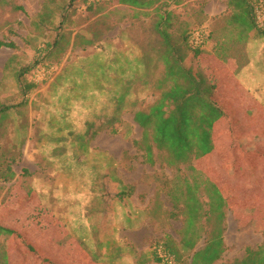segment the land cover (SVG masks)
<instances>
[{"label":"rangeland","instance_id":"1","mask_svg":"<svg viewBox=\"0 0 264 264\" xmlns=\"http://www.w3.org/2000/svg\"><path fill=\"white\" fill-rule=\"evenodd\" d=\"M167 1L145 14L119 0L81 1L70 10L69 0H0V40L15 43L0 46V101L12 107L0 122V165L16 173L0 180V225L15 231L0 236L9 264H164L152 260V251L166 238L182 250L183 216L172 215L177 210L168 192L176 178L193 179L190 166L228 200L226 252L215 264H235L248 248L264 245L263 107L238 102L240 117L221 120L216 149L199 160L173 163L167 151L154 148L148 162L138 144L143 129L135 111L148 110L172 84L157 31L161 15L170 17L164 26L182 64L204 73L213 99L231 86L217 85L229 79L208 74L202 55L245 63L248 38L239 37L229 0ZM250 1L254 10L264 6ZM43 13L50 15L46 23L39 22ZM200 31L204 43L196 53L191 42ZM99 64L110 69L103 89ZM22 68L37 84L26 96L17 80ZM110 88L127 89L121 108ZM84 135L89 142L80 145ZM200 197L208 209L204 187ZM204 245L202 239L198 248ZM191 256L184 253L183 261Z\"/></svg>","mask_w":264,"mask_h":264},{"label":"trees","instance_id":"2","mask_svg":"<svg viewBox=\"0 0 264 264\" xmlns=\"http://www.w3.org/2000/svg\"><path fill=\"white\" fill-rule=\"evenodd\" d=\"M81 1L89 2V0H69V6L65 10H70ZM119 1L125 5L140 8L145 14L146 11L143 9L152 8L161 2L168 5L167 0ZM228 3L234 9L232 21L240 29L239 37L244 39L252 37V35L253 37L264 36V27L258 24L254 5L250 0H229ZM49 18L50 15L43 13L40 15L39 22L46 23ZM161 18L157 23V31L162 36L165 46V52L161 56L166 63L167 79L172 84L170 88L161 93L160 98L148 110L135 111L134 121L143 129L138 144L145 150L148 162H154L153 150L157 148L167 151L173 163H186L193 159H202L214 152L217 147L215 129L225 112L219 103L211 97L213 87L206 83L204 73L196 72L192 66L187 68L182 64L183 57L179 58L177 47L172 41V35L165 28L170 24V17L161 15ZM208 37H206L207 40ZM56 44L57 42H55ZM0 46L15 48V43L11 40H0ZM191 46L196 49V53L201 52L200 48L203 47V45H195L193 42H191ZM146 54L147 51H144L143 55L146 56ZM37 62L35 64H38ZM137 63L140 64V61ZM109 70L107 65L99 64L96 70L97 75L102 77L98 78L99 83L107 79ZM28 71V69L22 68L17 75L18 83L25 96L37 86L36 83L27 80ZM100 84L101 89L106 85L104 82ZM112 90L110 88L111 92H115L116 102L121 108L125 103L127 89ZM11 108L0 101V122L7 117ZM92 125V121L85 124L88 129ZM85 139L89 142L85 135L79 137L80 145ZM81 155L78 154V157ZM76 163L78 164L77 160ZM190 167L194 171L193 179L176 178L168 192L172 207L177 210V213L173 212L172 215L183 216L180 242L182 250L171 238H166L162 245L156 246L152 251V260L155 262L215 264L222 260L226 252L223 225L229 206L227 197L214 181L206 175L204 177V172H200L195 166ZM15 176L16 173L12 165H5V167L4 164L0 165V180L10 181ZM202 187L208 196V209L205 208L200 197ZM124 190L126 191L121 192V197L128 188L125 187ZM14 233L13 229L0 225V236L11 238ZM202 239H204L205 245L198 248ZM186 252H192V256L190 262L185 263L183 258ZM90 256L92 260L104 263L96 254L91 253ZM8 259L7 247L3 246L0 250V264H9ZM235 264H264V245L257 249L248 248L246 256L237 260Z\"/></svg>","mask_w":264,"mask_h":264},{"label":"crops","instance_id":"3","mask_svg":"<svg viewBox=\"0 0 264 264\" xmlns=\"http://www.w3.org/2000/svg\"><path fill=\"white\" fill-rule=\"evenodd\" d=\"M244 42L243 49L245 52L243 57H245V63L241 66L236 63L235 58L227 62L225 58L220 59L215 54L206 53L202 55L203 66L208 74L229 79L217 83L220 87L224 84L231 86L230 90L228 88L227 90L221 89L222 96L218 97L217 95V98H215L225 112L222 119L240 117L242 105L236 106V104L242 100L251 103L250 107L252 109L257 108L254 107L256 103L264 108V37H249ZM232 62L237 65H231ZM236 89H239L241 93L244 92L245 95L236 92ZM251 116H254L253 112Z\"/></svg>","mask_w":264,"mask_h":264},{"label":"built area","instance_id":"4","mask_svg":"<svg viewBox=\"0 0 264 264\" xmlns=\"http://www.w3.org/2000/svg\"><path fill=\"white\" fill-rule=\"evenodd\" d=\"M255 11H256L257 22L263 25L264 24V6L263 5L257 6ZM193 43L195 45H202L204 43V33L203 32L195 33L193 36Z\"/></svg>","mask_w":264,"mask_h":264}]
</instances>
